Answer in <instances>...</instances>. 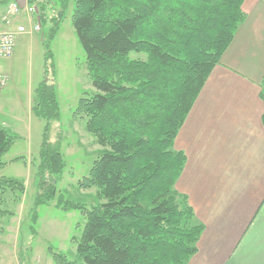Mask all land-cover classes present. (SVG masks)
I'll list each match as a JSON object with an SVG mask.
<instances>
[{"label": "trees", "instance_id": "obj_1", "mask_svg": "<svg viewBox=\"0 0 264 264\" xmlns=\"http://www.w3.org/2000/svg\"><path fill=\"white\" fill-rule=\"evenodd\" d=\"M243 1L75 0L72 24L95 92L79 98L74 115L85 119V130L101 147L78 186L95 187L99 203L86 209L58 199L65 210L82 209L86 221L76 241L77 258L53 253L54 264H186L196 253L203 225L176 190L186 159L174 139L244 20ZM26 2L35 9L45 48L43 78L31 105L44 122L35 221L36 208L56 196L65 168L59 145L50 141L59 111L48 43L67 0ZM260 88L264 102V76ZM14 138L0 124V168ZM24 192L21 180L0 176V213L10 201L20 203Z\"/></svg>", "mask_w": 264, "mask_h": 264}, {"label": "crops", "instance_id": "obj_2", "mask_svg": "<svg viewBox=\"0 0 264 264\" xmlns=\"http://www.w3.org/2000/svg\"><path fill=\"white\" fill-rule=\"evenodd\" d=\"M242 10L174 139L186 159L176 190L203 225L186 264H264V0H244Z\"/></svg>", "mask_w": 264, "mask_h": 264}, {"label": "rangeland", "instance_id": "obj_3", "mask_svg": "<svg viewBox=\"0 0 264 264\" xmlns=\"http://www.w3.org/2000/svg\"><path fill=\"white\" fill-rule=\"evenodd\" d=\"M74 2L67 0L64 16L48 43L50 76L54 80L59 111V119L52 123L50 141L59 145L65 168L56 182V196L36 208L35 221L32 219L35 173L44 122L32 114L29 102L33 88L43 78L45 48L40 35L31 31L26 15L21 16L26 32L17 36L12 58L0 59L3 72L11 77L0 89V124L15 137L2 155L0 176L17 178L25 185L21 202L10 201L4 209L6 213H0V264H54L53 253L75 260L76 241L85 216L82 209L65 210L57 201L61 198L86 209L99 203L95 187L78 186V180L88 174L101 147L85 130V119L74 115L79 98L95 92L72 24ZM46 11L52 15V5Z\"/></svg>", "mask_w": 264, "mask_h": 264}, {"label": "built area", "instance_id": "obj_4", "mask_svg": "<svg viewBox=\"0 0 264 264\" xmlns=\"http://www.w3.org/2000/svg\"><path fill=\"white\" fill-rule=\"evenodd\" d=\"M34 7L26 5L21 9L14 1H10L0 16V59H8L14 52L17 36L26 32L24 24L20 23L21 16L33 14ZM40 24L38 20L31 27V31H39ZM8 76L0 73V87L6 85Z\"/></svg>", "mask_w": 264, "mask_h": 264}, {"label": "water", "instance_id": "obj_5", "mask_svg": "<svg viewBox=\"0 0 264 264\" xmlns=\"http://www.w3.org/2000/svg\"><path fill=\"white\" fill-rule=\"evenodd\" d=\"M20 8H24L27 0H14Z\"/></svg>", "mask_w": 264, "mask_h": 264}]
</instances>
